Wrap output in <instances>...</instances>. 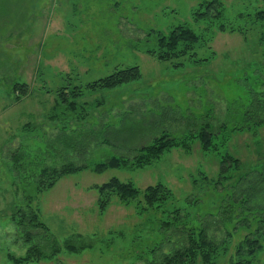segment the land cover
Instances as JSON below:
<instances>
[{
	"label": "rangeland",
	"instance_id": "374dc122",
	"mask_svg": "<svg viewBox=\"0 0 264 264\" xmlns=\"http://www.w3.org/2000/svg\"><path fill=\"white\" fill-rule=\"evenodd\" d=\"M211 1L0 0V264H14L8 255L21 258L33 243L44 256L22 264H147L178 245L184 226L200 223L221 243L216 264L240 261L236 246L257 232L259 216L245 215L236 199L264 177V126L230 128L244 122L251 90L264 79V0H219L221 17L200 18ZM178 26L200 42L185 57L158 59L159 35ZM133 66L140 78L82 92L79 104L98 105L79 112L82 118H56L60 87L84 88ZM15 83H27L28 94L18 99ZM206 122L221 131L217 151L190 140L189 150L173 148L143 166L129 160L94 171L112 156L130 159L162 133L191 137ZM20 151L31 164L16 167L12 157ZM225 153L240 158L241 170L218 182ZM70 162L88 168L39 190V171ZM112 178L132 183L140 196L124 202L110 193L102 209L98 187ZM157 184L173 198L148 207L143 193ZM30 197L43 227L13 220ZM258 238L253 260L264 264V229ZM54 241L61 251L52 256Z\"/></svg>",
	"mask_w": 264,
	"mask_h": 264
},
{
	"label": "trees",
	"instance_id": "16d2710c",
	"mask_svg": "<svg viewBox=\"0 0 264 264\" xmlns=\"http://www.w3.org/2000/svg\"><path fill=\"white\" fill-rule=\"evenodd\" d=\"M205 11L201 14L200 18H209L212 16L221 17V3L219 0H212L204 9ZM261 14H264L262 12ZM200 36L197 35L192 29L186 26H178L174 28L169 35L160 34L158 38L159 50L156 51L158 59L163 61H172L182 57H185L189 52L193 51L195 46L200 42ZM141 76V71L138 66H133L125 69L117 70L109 76L100 78L93 82L88 83L84 88L81 86L60 87L57 91V102L55 116L56 118L68 119L74 114L78 118H82L81 115L85 110H90L98 105L93 103L91 105H81L78 103V98L82 96V92L85 89L97 90V89H111L134 81ZM13 83V82H12ZM15 93H17L18 99L22 95L28 94L27 83H15ZM251 96L249 104L244 111V122L230 128V131L237 130L245 132L253 128H260L264 126V79L261 80L257 89L251 90ZM72 99V100H71ZM214 125L210 122H206L201 125L197 130L196 134L191 137L176 138L168 133H162L156 136L148 144L141 145L134 149V155L128 156H112L109 159L95 164L94 171L102 173L107 169L120 168L127 166L129 160H133L132 164L135 166H143L148 164L153 158L162 156L166 151L172 150L173 148H182L189 150L191 147L190 140H197L200 143L201 149L204 152L219 149V142L217 139L220 138V132L214 131ZM229 125L223 123L221 129H228ZM106 142H110L108 139ZM13 162L16 167L24 166V164L32 163L27 160L24 154L20 152L13 153ZM242 161L240 158L232 155L231 153H225L220 159V172L218 175V182L233 178L235 171L241 170ZM88 168L87 164L78 165L75 162L65 163L60 168L56 167H44L39 171L35 182L39 186V190L43 191L54 186V184L63 176L77 172ZM260 176V175H259ZM244 178V177H240ZM207 179V178H205ZM259 186V187H257ZM101 199V208L103 209L106 204V196L110 193L116 194L122 201L131 202L136 200L140 196V191L132 183H124L117 178H112L108 183L98 187ZM105 196V197H104ZM173 198V192L170 188L164 184L151 185L147 187L143 193L144 203L148 207H154L156 204H162ZM259 198V199H258ZM264 177L257 179L251 184V188L246 192L243 191V195L238 197V205L241 206V210L246 212L245 215L253 214L259 216V227L257 232L251 235H247L237 246V256L241 259L239 262L233 264H258L253 260L256 252L261 249L260 239L261 232L264 229ZM32 197H30V204L23 209H17L16 213L13 214V220H15L20 227L32 228L39 227L43 224L39 222L38 216L31 207ZM237 202V201H235ZM236 204V203H235ZM254 206V207H251ZM238 207V206H237ZM30 210L28 211V209ZM15 211V210H14ZM238 211L240 208L238 207ZM175 212H180L176 210ZM241 212V211H240ZM248 213V214H247ZM256 213H259L256 214ZM248 217V216H247ZM242 223L248 224V219L245 217L242 219ZM165 228L172 226L171 222H165L162 224ZM26 233V232H25ZM181 241L179 240L173 250L168 253H164L159 259L150 260L147 264H216V255L220 249V242L216 241L209 232L207 225L200 223L193 226H184L181 233ZM33 237L31 232L28 231L25 236V243H31ZM53 249L51 252L52 256L60 253L61 249L58 244L53 242ZM67 250L76 252L78 248L72 245L70 242L66 243ZM39 244L33 243L25 256L18 258L12 254L8 255V259L14 264H22L33 260L35 257L42 258L43 252Z\"/></svg>",
	"mask_w": 264,
	"mask_h": 264
}]
</instances>
